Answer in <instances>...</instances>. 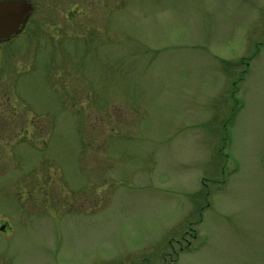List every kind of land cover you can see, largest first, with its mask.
<instances>
[{
    "label": "rangeland",
    "instance_id": "obj_1",
    "mask_svg": "<svg viewBox=\"0 0 264 264\" xmlns=\"http://www.w3.org/2000/svg\"><path fill=\"white\" fill-rule=\"evenodd\" d=\"M28 1L0 264H264V0Z\"/></svg>",
    "mask_w": 264,
    "mask_h": 264
},
{
    "label": "water",
    "instance_id": "obj_2",
    "mask_svg": "<svg viewBox=\"0 0 264 264\" xmlns=\"http://www.w3.org/2000/svg\"><path fill=\"white\" fill-rule=\"evenodd\" d=\"M32 10L28 0H0V40L9 39L19 32ZM3 228L1 225L0 229Z\"/></svg>",
    "mask_w": 264,
    "mask_h": 264
}]
</instances>
